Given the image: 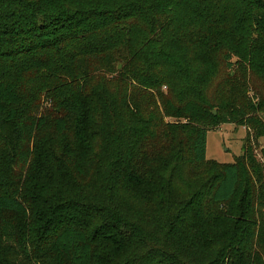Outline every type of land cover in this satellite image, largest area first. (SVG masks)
Returning <instances> with one entry per match:
<instances>
[{"label": "trees", "instance_id": "1", "mask_svg": "<svg viewBox=\"0 0 264 264\" xmlns=\"http://www.w3.org/2000/svg\"><path fill=\"white\" fill-rule=\"evenodd\" d=\"M262 138L264 0H0V264H264Z\"/></svg>", "mask_w": 264, "mask_h": 264}, {"label": "rangeland", "instance_id": "2", "mask_svg": "<svg viewBox=\"0 0 264 264\" xmlns=\"http://www.w3.org/2000/svg\"><path fill=\"white\" fill-rule=\"evenodd\" d=\"M251 97H253V100L256 101L254 92L251 93ZM39 109L41 113H46L52 109V104L50 101H39ZM20 111L23 114L28 113V111L23 110V108H21ZM247 134L248 130L246 127L238 125H221L210 131L208 133L207 159L221 164H232L236 157L242 155L243 146L247 143ZM9 145L10 144L7 143L6 147L10 149ZM263 147L264 138L259 139L258 142L254 143L255 155L258 160H261L260 151ZM7 161L8 159L5 158L4 154L1 160L4 173H11L14 170L13 173L16 177L22 175V179H25L26 172H23L22 168H20L16 163L11 170H6ZM150 231L157 235L159 234V231L157 230ZM141 254H143V252L140 249L138 255L140 256Z\"/></svg>", "mask_w": 264, "mask_h": 264}, {"label": "water", "instance_id": "3", "mask_svg": "<svg viewBox=\"0 0 264 264\" xmlns=\"http://www.w3.org/2000/svg\"><path fill=\"white\" fill-rule=\"evenodd\" d=\"M121 68V66H119V69ZM217 113L215 112V115H216Z\"/></svg>", "mask_w": 264, "mask_h": 264}]
</instances>
